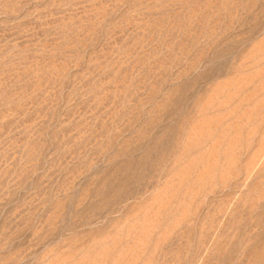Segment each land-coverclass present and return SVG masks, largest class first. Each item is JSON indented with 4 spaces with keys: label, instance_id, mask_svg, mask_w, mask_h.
Instances as JSON below:
<instances>
[{
    "label": "rangeland",
    "instance_id": "374dc122",
    "mask_svg": "<svg viewBox=\"0 0 264 264\" xmlns=\"http://www.w3.org/2000/svg\"><path fill=\"white\" fill-rule=\"evenodd\" d=\"M0 264H264V0H0Z\"/></svg>",
    "mask_w": 264,
    "mask_h": 264
}]
</instances>
